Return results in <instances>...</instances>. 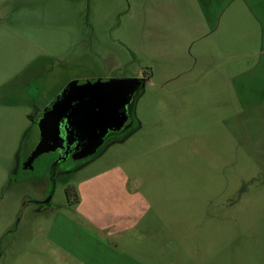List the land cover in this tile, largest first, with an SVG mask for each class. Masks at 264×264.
I'll list each match as a JSON object with an SVG mask.
<instances>
[{"label": "rangeland", "instance_id": "rangeland-1", "mask_svg": "<svg viewBox=\"0 0 264 264\" xmlns=\"http://www.w3.org/2000/svg\"><path fill=\"white\" fill-rule=\"evenodd\" d=\"M151 2L0 0V264H59L40 248L56 218L44 203L68 207L79 181L116 168L152 206L145 221L159 222L158 253L145 244L142 264H264V101L249 104L237 84L264 55V24L243 30L236 1L234 47L250 56L206 67L183 19L146 20ZM145 73L132 130L100 161L54 178V154L26 167L38 115L62 90Z\"/></svg>", "mask_w": 264, "mask_h": 264}, {"label": "crops", "instance_id": "crops-1", "mask_svg": "<svg viewBox=\"0 0 264 264\" xmlns=\"http://www.w3.org/2000/svg\"><path fill=\"white\" fill-rule=\"evenodd\" d=\"M151 1L146 20L157 27L183 19L200 39L199 59L206 67L221 60L220 66L236 70L240 65L234 54L250 56L234 47V32L241 17L236 1L247 9L243 30L264 24V0ZM257 65L252 73L237 79L240 94L249 104L264 101V55ZM116 169L79 181L68 207L55 209L53 201L44 203L47 211L56 212V218L48 237L40 241V248L59 264H142L144 245L150 243L157 246L158 253L159 240L154 232L159 233V222L145 221L152 206L140 189L133 188L134 180Z\"/></svg>", "mask_w": 264, "mask_h": 264}, {"label": "water", "instance_id": "water-1", "mask_svg": "<svg viewBox=\"0 0 264 264\" xmlns=\"http://www.w3.org/2000/svg\"><path fill=\"white\" fill-rule=\"evenodd\" d=\"M143 82L139 78L89 80L80 84L71 83L65 89L64 101L54 105L50 114H55L56 109H60L65 102L72 106L75 103V113H79L75 121L84 136L92 137L90 146L79 159L94 155L110 131H124L132 126V118H127V123V119L121 123L119 118ZM49 136V132L42 134L40 143L26 163L27 168H33L32 164L37 158L50 152Z\"/></svg>", "mask_w": 264, "mask_h": 264}, {"label": "flooded vegetation", "instance_id": "flooded-vegetation-1", "mask_svg": "<svg viewBox=\"0 0 264 264\" xmlns=\"http://www.w3.org/2000/svg\"><path fill=\"white\" fill-rule=\"evenodd\" d=\"M133 78L142 79L144 82L138 89V91L133 95L130 104H128L121 111L122 115L119 118L121 123L124 122L127 118H132V126L125 129L124 131H110L109 134L105 137L103 145H101L97 152L92 156L81 159L78 158L79 156H82L83 152L90 146L92 137L84 136L81 133L78 122L75 121V119L79 116V113H75L76 108L73 107L75 103H73L72 106V104H68L65 102L64 105L61 104L62 107L60 109H56L55 114H53V112L52 114H50V111L53 110L54 105H56L58 102L64 101L63 93L67 87L57 95L53 102L47 104L43 111L40 112V114L38 115L39 120L37 124L40 133L38 144L42 139V134H46L47 132H49L50 136L48 146L51 150L47 154L56 155L51 169L52 178L55 177V172L60 166H62V174L64 175H70L76 173V171H80L84 165L89 164L93 159L97 158L98 155L101 154V152H103L110 140H113L121 135H125L124 133L132 130V127L136 120L135 110L137 102L142 96L146 84L149 80L145 79V77L136 76ZM128 119L125 121L126 123L128 122ZM38 144L35 146V149ZM29 158L30 156L27 158L25 163H27ZM77 164L80 165L77 166Z\"/></svg>", "mask_w": 264, "mask_h": 264}, {"label": "trees", "instance_id": "trees-1", "mask_svg": "<svg viewBox=\"0 0 264 264\" xmlns=\"http://www.w3.org/2000/svg\"><path fill=\"white\" fill-rule=\"evenodd\" d=\"M145 79H151L152 78V73L146 74L145 73ZM72 190V189H71ZM76 194V191L74 192Z\"/></svg>", "mask_w": 264, "mask_h": 264}]
</instances>
